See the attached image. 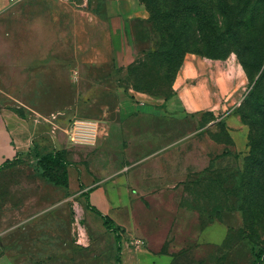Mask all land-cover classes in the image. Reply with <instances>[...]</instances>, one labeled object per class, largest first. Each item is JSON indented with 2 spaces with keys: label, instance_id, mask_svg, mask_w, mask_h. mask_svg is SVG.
Instances as JSON below:
<instances>
[{
  "label": "rangeland",
  "instance_id": "1",
  "mask_svg": "<svg viewBox=\"0 0 264 264\" xmlns=\"http://www.w3.org/2000/svg\"><path fill=\"white\" fill-rule=\"evenodd\" d=\"M136 1L146 17L124 21L109 0H9L11 63L46 48L91 58L152 104L179 94V109L126 159L86 162V189L51 183L38 145L0 168V264H264V0ZM62 156L76 168L77 152Z\"/></svg>",
  "mask_w": 264,
  "mask_h": 264
},
{
  "label": "crops",
  "instance_id": "2",
  "mask_svg": "<svg viewBox=\"0 0 264 264\" xmlns=\"http://www.w3.org/2000/svg\"><path fill=\"white\" fill-rule=\"evenodd\" d=\"M11 6L9 0H0V25L9 22ZM145 14L136 0L107 3L110 18L127 21L145 18ZM6 36L0 32V168L36 145L67 156L77 152L76 168L71 163L67 165L68 185L70 188L72 179L76 187L83 185L86 189L94 182L86 174V162H100L98 159L109 153L126 159L127 144L133 143L134 136L147 138L151 134L152 118L163 117L164 112L175 115L179 109V94L161 107L152 104L142 93L117 86L112 78H102V70L109 68L103 67L104 62L85 59L86 50L76 54L84 62L73 66L57 57L51 48L24 54L22 50L15 52L11 63L12 53H7L4 42ZM88 49L94 55L100 52L99 49L96 54L94 46ZM149 158L137 162H148ZM177 178L171 176L153 182L164 184Z\"/></svg>",
  "mask_w": 264,
  "mask_h": 264
},
{
  "label": "trees",
  "instance_id": "3",
  "mask_svg": "<svg viewBox=\"0 0 264 264\" xmlns=\"http://www.w3.org/2000/svg\"><path fill=\"white\" fill-rule=\"evenodd\" d=\"M210 58H217L216 55L211 54L209 56ZM133 91L136 92V90L132 89ZM63 153L62 152H55L51 151L45 156H43L40 160V166L41 169L43 170V173L45 177L54 185L56 186H61L63 188H68V176H67V164H64V158H63ZM88 206V205H87ZM89 207V211L96 216L100 217L103 222V226L107 227L108 229L110 228V220L107 217L101 216L98 211L93 208ZM115 239L118 240V237Z\"/></svg>",
  "mask_w": 264,
  "mask_h": 264
},
{
  "label": "built area",
  "instance_id": "4",
  "mask_svg": "<svg viewBox=\"0 0 264 264\" xmlns=\"http://www.w3.org/2000/svg\"><path fill=\"white\" fill-rule=\"evenodd\" d=\"M76 126H77V125H76V124H74V126H73V129H75V128H76Z\"/></svg>",
  "mask_w": 264,
  "mask_h": 264
}]
</instances>
